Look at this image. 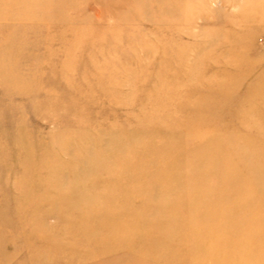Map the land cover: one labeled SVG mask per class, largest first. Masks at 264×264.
<instances>
[{
    "label": "rangeland",
    "instance_id": "1",
    "mask_svg": "<svg viewBox=\"0 0 264 264\" xmlns=\"http://www.w3.org/2000/svg\"><path fill=\"white\" fill-rule=\"evenodd\" d=\"M0 264H264V0H0Z\"/></svg>",
    "mask_w": 264,
    "mask_h": 264
},
{
    "label": "bare ground",
    "instance_id": "2",
    "mask_svg": "<svg viewBox=\"0 0 264 264\" xmlns=\"http://www.w3.org/2000/svg\"><path fill=\"white\" fill-rule=\"evenodd\" d=\"M123 150H124V149H123ZM217 217H219V216H217V215L214 216V215H213V217H212V221H213V220H216ZM222 221H223V223H225L224 221H226V220H223V219L221 220V218H220L216 223L219 222V223L221 224ZM234 237H236L238 240L245 241L244 238H242V237H243V233H241V232H240V233H236V234L234 235ZM247 237H248V238L252 237L250 241H254V240H255V237H253L252 234H250V233H248ZM246 242H248V241H246ZM249 243H251V242H249ZM194 255H195V254H194ZM168 256H169V255H168Z\"/></svg>",
    "mask_w": 264,
    "mask_h": 264
}]
</instances>
